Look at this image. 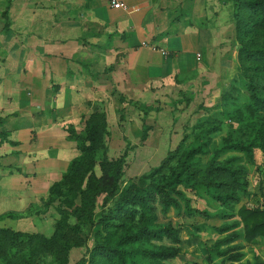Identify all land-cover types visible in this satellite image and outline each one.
<instances>
[{"label": "trees", "instance_id": "obj_1", "mask_svg": "<svg viewBox=\"0 0 264 264\" xmlns=\"http://www.w3.org/2000/svg\"><path fill=\"white\" fill-rule=\"evenodd\" d=\"M230 2L239 72L249 100L240 102L234 86L221 95L229 132L220 145L211 148L210 137L220 131V125L200 123L192 143L185 145L187 138L183 137L157 167L122 188L123 161L103 164L101 178L93 176L95 154L102 149L106 134V119L103 113L91 114L82 135L69 133V139L77 143L79 156L69 162L61 180L48 192L61 202V217L53 226L52 236L27 235V255L19 263L8 264H41L40 259L49 254L54 257L52 264H69L71 251L85 246L81 235L86 226L92 234V245L74 264H165L181 257V240L177 228L159 223L158 208L161 214L183 208L188 216L230 217L225 210L240 202L248 180L244 168L237 164L238 157H222L237 152L253 162L255 150L264 157V0ZM148 130L144 125L142 142ZM1 144L20 145L9 139L8 132L0 131ZM204 157L208 158L206 162ZM260 190L256 207L241 206L237 221L216 228L222 237L207 247V264H216L213 258L220 264H241V248L235 244L241 238L240 226L246 243L264 238V191ZM201 191L223 209L210 214L192 207V196H200ZM7 217L12 216H1L0 220ZM9 233L0 231V235ZM165 241L172 245H165Z\"/></svg>", "mask_w": 264, "mask_h": 264}, {"label": "rangeland", "instance_id": "obj_2", "mask_svg": "<svg viewBox=\"0 0 264 264\" xmlns=\"http://www.w3.org/2000/svg\"><path fill=\"white\" fill-rule=\"evenodd\" d=\"M174 4L176 18L196 23L204 21L208 16V25H211L213 21V24L218 23L217 13L211 17L208 14L216 12L218 6L222 9L224 18L219 17V21L226 25L223 46V58L226 61H222L225 68L218 74L217 79H214L212 74L204 75V73L200 79L204 81L202 83H190L187 79L175 77L170 82H158L152 84L150 88L133 92H122L113 85L104 95L105 97L98 96L99 99L94 106L84 105L85 109H78L77 114L76 99L69 101L75 105L70 107L63 104L66 98L62 95L48 96L41 102L33 100L30 92L27 91L25 99L28 100L27 103H30L26 109L28 111L21 110L19 104H24V101H18V106L12 111L13 113L5 117L1 116L0 131L8 132L10 140L20 143L16 147L0 145L3 170L12 175H25L26 188L27 191H31L32 197L28 199L30 203L25 209L16 211L14 214L7 213L12 217L0 220V231L10 232L8 235H0V264L19 263L21 258L27 255V235L38 234L46 238L52 236L53 226L61 217V202L57 198H52L48 192L53 184L61 180L69 162L79 156L77 143L69 139V133L82 135L86 120L91 114L103 113L106 119V134L103 136L102 149L95 154L93 176L99 180L102 176L103 164L113 165L123 161L119 181L122 188L129 186L138 177L148 174L157 167L167 152L174 150L183 137L187 138L185 145L192 143L195 127L200 123L210 121L220 125V131L210 136L211 148H217L222 138L227 136L228 119L224 114L221 95L231 91L230 87L234 86L239 90L234 94L240 98V102L246 103L249 100V93L239 72L231 2L230 0H174ZM203 12L205 14L201 17ZM6 67L7 62L0 60V82L3 81L1 70ZM210 71H217V68L210 66ZM100 76L102 75H98V80ZM104 81L107 82L104 79L100 83ZM3 92H0L1 97ZM189 99H191L190 102H188ZM4 100H7L6 96ZM16 119L32 121L29 124V131L22 132L16 129ZM22 122L19 121V123ZM144 125L148 126L149 130L147 139L142 142ZM230 156L238 157L237 164L244 168L248 180L247 192L240 202L233 205L231 209L225 210L230 217L214 216L206 219L200 215L188 216L183 208L180 211L171 209L161 214L158 208L159 223L170 224L177 228L181 240L178 245L181 257L165 264H207V259L210 258L207 247L222 237L216 232V228L224 223L237 221L236 213L241 206L254 208L259 204L260 188L264 191L262 153L255 150L253 162L237 152L227 153L222 158ZM207 159L204 157L203 162ZM192 207L205 210L210 214L223 209L211 201L203 191L198 197L192 196ZM238 232L241 238L235 244L241 248V264H264V238L246 243L242 239V226L238 228ZM81 236L86 240L85 246L71 251L69 264L76 263L92 245V234L88 226L82 228ZM164 244L172 245L169 241H165ZM212 260L220 264L219 259ZM53 262L54 257L51 254L40 259L41 264Z\"/></svg>", "mask_w": 264, "mask_h": 264}, {"label": "crops", "instance_id": "obj_3", "mask_svg": "<svg viewBox=\"0 0 264 264\" xmlns=\"http://www.w3.org/2000/svg\"><path fill=\"white\" fill-rule=\"evenodd\" d=\"M123 1L127 11L110 8L106 0H0V60L7 62L0 117L13 113L18 101L28 111L27 91L41 102L62 95L77 114L113 85L133 92L175 77L202 83L204 73L217 79L226 61L220 6L208 14L217 13L218 23L208 25V16L196 23L176 18L174 0ZM31 122L16 119V129L27 132ZM0 163L1 216L25 209L32 194L25 175L5 172Z\"/></svg>", "mask_w": 264, "mask_h": 264}, {"label": "built area", "instance_id": "obj_4", "mask_svg": "<svg viewBox=\"0 0 264 264\" xmlns=\"http://www.w3.org/2000/svg\"><path fill=\"white\" fill-rule=\"evenodd\" d=\"M109 7L114 9V10H123L127 11V6L124 3L123 0H106ZM200 58V55H197V59Z\"/></svg>", "mask_w": 264, "mask_h": 264}]
</instances>
